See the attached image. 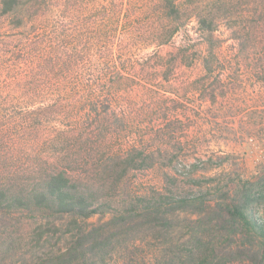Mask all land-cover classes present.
I'll use <instances>...</instances> for the list:
<instances>
[{"label": "rangeland", "instance_id": "rangeland-1", "mask_svg": "<svg viewBox=\"0 0 264 264\" xmlns=\"http://www.w3.org/2000/svg\"><path fill=\"white\" fill-rule=\"evenodd\" d=\"M169 1L177 20L163 0H23L16 16L0 5V181L54 169L119 201L264 168V0ZM206 12L211 34L194 19ZM139 152L145 165L124 171ZM110 218L0 216V264L59 253ZM158 248L136 232L104 264H156Z\"/></svg>", "mask_w": 264, "mask_h": 264}, {"label": "trees", "instance_id": "trees-1", "mask_svg": "<svg viewBox=\"0 0 264 264\" xmlns=\"http://www.w3.org/2000/svg\"><path fill=\"white\" fill-rule=\"evenodd\" d=\"M22 1L1 0L2 14L16 16ZM161 3L168 19L179 18L181 8L169 0ZM194 19L202 32L217 29L208 12ZM207 64L203 69L211 73ZM255 70L263 75L264 65ZM96 106L92 102L88 108L95 111ZM141 155L126 154L123 170L141 169L145 165ZM27 176L0 181V216L27 213L53 220L111 216L86 231L80 229L61 252L30 264H104L107 252L136 232L151 233L157 240L156 264H264V221L255 214L264 206V168L249 179H210L213 184L198 192L164 189L127 194L119 201H111L109 192L93 190L64 171ZM110 188L114 190V185Z\"/></svg>", "mask_w": 264, "mask_h": 264}]
</instances>
